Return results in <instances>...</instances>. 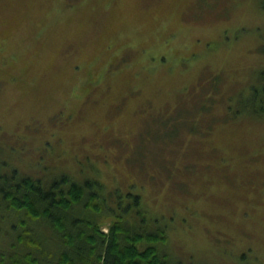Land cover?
Returning a JSON list of instances; mask_svg holds the SVG:
<instances>
[{
    "label": "rangeland",
    "instance_id": "obj_1",
    "mask_svg": "<svg viewBox=\"0 0 264 264\" xmlns=\"http://www.w3.org/2000/svg\"><path fill=\"white\" fill-rule=\"evenodd\" d=\"M261 77L264 0H0L1 171L139 196L174 261L264 264ZM168 116L195 128L153 140Z\"/></svg>",
    "mask_w": 264,
    "mask_h": 264
},
{
    "label": "trees",
    "instance_id": "obj_2",
    "mask_svg": "<svg viewBox=\"0 0 264 264\" xmlns=\"http://www.w3.org/2000/svg\"><path fill=\"white\" fill-rule=\"evenodd\" d=\"M260 81L259 87H251L256 103L249 110L256 115L264 113V77ZM230 116L234 113L224 115ZM157 121L153 140L166 143L177 137L181 126L195 128L186 126L183 116ZM110 195L95 178L75 181L62 174L46 184L29 176L19 179L0 168V222H7L3 233L8 238L7 247L0 249L4 255L0 264L8 258L6 264H185L172 260L164 250L166 234L149 224L138 207L139 196L115 208ZM128 210L139 216V222L126 220ZM108 215L114 218L104 231L102 219Z\"/></svg>",
    "mask_w": 264,
    "mask_h": 264
}]
</instances>
